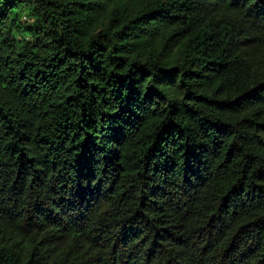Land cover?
Segmentation results:
<instances>
[{
    "label": "trees",
    "instance_id": "obj_1",
    "mask_svg": "<svg viewBox=\"0 0 264 264\" xmlns=\"http://www.w3.org/2000/svg\"><path fill=\"white\" fill-rule=\"evenodd\" d=\"M0 264H264V0H0Z\"/></svg>",
    "mask_w": 264,
    "mask_h": 264
}]
</instances>
